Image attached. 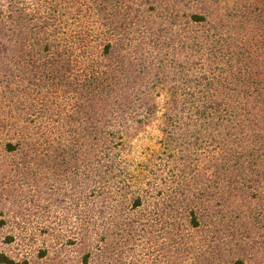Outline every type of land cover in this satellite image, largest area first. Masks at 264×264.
Instances as JSON below:
<instances>
[{
  "label": "trees",
  "instance_id": "1",
  "mask_svg": "<svg viewBox=\"0 0 264 264\" xmlns=\"http://www.w3.org/2000/svg\"><path fill=\"white\" fill-rule=\"evenodd\" d=\"M63 1L71 46L54 54L55 89L39 98L58 123L6 152L20 151L21 171L46 181L45 200L74 208L86 228H151L176 264H247L264 226V38L213 23L209 0ZM50 15L39 32L55 30ZM28 55L33 80L41 68ZM157 117L158 149L129 159L131 139ZM0 264L30 261L0 249Z\"/></svg>",
  "mask_w": 264,
  "mask_h": 264
},
{
  "label": "rangeland",
  "instance_id": "2",
  "mask_svg": "<svg viewBox=\"0 0 264 264\" xmlns=\"http://www.w3.org/2000/svg\"><path fill=\"white\" fill-rule=\"evenodd\" d=\"M209 3L213 23L225 24L233 36L264 38V0H209ZM0 7L4 11L0 30V249L14 257L28 258L30 264H176L175 257L163 248L166 240L156 241L151 228L142 236L126 237L127 226L108 228L105 222L99 231L91 225L84 227L82 219L75 217L74 208L64 211L54 202V195L45 200L46 181L21 171L25 165L20 151L14 156L6 152L8 141H42L43 134L50 133L58 123L57 112L47 111L39 98L55 89L51 59L64 45L71 46L72 25L71 6L63 0H0ZM48 13L58 21L68 20L61 26L54 21L55 30L39 32L40 24L47 21V16L51 17ZM47 40L52 45L49 51L44 49ZM256 47L254 44L253 49ZM28 54L35 69L41 68L33 80L24 78L34 73L25 65L30 58ZM165 99L164 94L157 99L160 109ZM161 137L157 117L131 139L129 159L135 162L146 159L158 149ZM201 233L204 232L198 230L195 234ZM252 233L250 241L256 247H249L247 264H264V226H258ZM46 249L49 253L41 256ZM89 249L93 255L84 262V253ZM190 261L183 258L177 264Z\"/></svg>",
  "mask_w": 264,
  "mask_h": 264
}]
</instances>
